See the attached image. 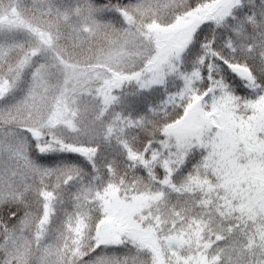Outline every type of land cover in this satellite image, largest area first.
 <instances>
[{
	"label": "snow or ice",
	"instance_id": "6c2138e0",
	"mask_svg": "<svg viewBox=\"0 0 264 264\" xmlns=\"http://www.w3.org/2000/svg\"><path fill=\"white\" fill-rule=\"evenodd\" d=\"M0 264H264V0H0Z\"/></svg>",
	"mask_w": 264,
	"mask_h": 264
}]
</instances>
